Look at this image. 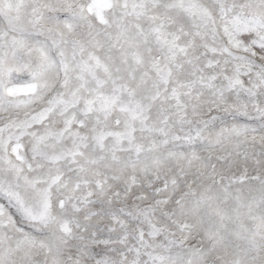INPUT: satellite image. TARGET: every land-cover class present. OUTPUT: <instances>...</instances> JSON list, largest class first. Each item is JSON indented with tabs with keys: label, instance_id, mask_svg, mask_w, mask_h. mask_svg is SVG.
I'll list each match as a JSON object with an SVG mask.
<instances>
[{
	"label": "snow or ice",
	"instance_id": "6c2138e0",
	"mask_svg": "<svg viewBox=\"0 0 264 264\" xmlns=\"http://www.w3.org/2000/svg\"><path fill=\"white\" fill-rule=\"evenodd\" d=\"M0 264H264V0H0Z\"/></svg>",
	"mask_w": 264,
	"mask_h": 264
}]
</instances>
